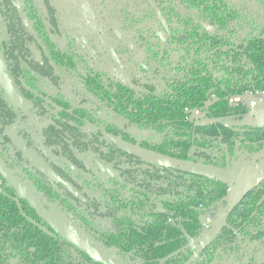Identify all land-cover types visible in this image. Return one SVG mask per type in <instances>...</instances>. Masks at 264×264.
<instances>
[{"label":"trees","instance_id":"1","mask_svg":"<svg viewBox=\"0 0 264 264\" xmlns=\"http://www.w3.org/2000/svg\"><path fill=\"white\" fill-rule=\"evenodd\" d=\"M52 2L51 29L35 22L39 34L45 40L47 33H59L60 24L67 27L62 33L68 43L65 68L73 72L75 60L83 61L85 85L119 119L97 120L81 109L73 113L76 123L69 131L83 155L68 157L66 176L84 203L52 184L36 180L26 185L36 196L48 197L45 208L57 212L76 237L100 251L117 250L122 264H203L193 258L200 246L193 241L210 232L204 219L225 213L227 183L146 162L118 141L179 161L202 158L222 170L263 151L264 140L251 141L253 134L264 135V126L242 124L248 110L230 98L264 91V0ZM100 20L117 25L133 43L132 48L119 43L114 51H133L136 68L149 74L146 81L139 83L132 75L134 86H128L89 66V53L101 59L107 55L95 41ZM10 33L17 42L23 40L21 33ZM185 107L200 108L203 118L186 120ZM85 123L96 124L98 134H83ZM130 128L145 133L138 136ZM241 202L243 212L232 217L237 232L221 227L200 250L203 257L217 255L222 264L231 250L234 257L255 264V248L264 246V174ZM252 241H257L253 247ZM14 257L18 264H98L54 234L10 187L1 186L0 264Z\"/></svg>","mask_w":264,"mask_h":264},{"label":"flooded vegetation","instance_id":"2","mask_svg":"<svg viewBox=\"0 0 264 264\" xmlns=\"http://www.w3.org/2000/svg\"><path fill=\"white\" fill-rule=\"evenodd\" d=\"M51 4H53L52 0H0V69L6 84L20 98L19 103H12L8 99L2 83H0V96L2 95L7 99V102H5L3 101L4 98L0 97V162L13 178L30 192L57 224L69 231L57 212H51L45 208L44 203L49 201L48 197L41 193L36 196L26 184L32 185L36 180L47 185L52 184L55 187L66 190L72 196L77 197L81 203H84L85 198L82 192L66 176L68 168L65 165L68 157L77 156L81 158L83 155V152L75 146V137L69 131V126H73L76 123L74 118H77V116L73 113L75 110L81 109L90 111L97 120L107 119L108 121L116 122L119 118L115 112H112L111 109H108L106 105L99 101L85 85L86 66L83 61L75 60L73 72L65 68L63 61L65 62L67 59L65 54L68 52V43L67 34L64 35L62 33L66 32L65 28L67 27L60 24L58 26L59 33L57 35L47 33V39L45 40L39 34L40 27L35 22L44 23L48 27L47 30L51 29L48 19L49 15H51ZM94 28V30L97 29L96 45L99 44L103 47L107 55L101 59L99 55L95 54L96 56H92L89 53V57L86 58L89 66L103 69L108 75L113 76L115 80L119 79L128 86H134L131 82L133 79L132 75H134V78L139 79V83L146 81L145 75L149 74L140 72L136 68L133 51L120 55L115 53L114 50L118 49L119 43L130 48L133 47V43L123 36L117 25L103 24L102 20H100V23ZM11 31L21 33L23 40L17 42L15 37H11ZM48 42H52L55 45L54 48L60 52V55L53 54ZM75 44L77 45V42ZM77 51L78 53L83 52L81 48ZM61 54L64 55L61 56ZM258 94L264 95V91L232 96L230 102L233 105L239 103L244 105L248 110V115L253 111L255 103L253 101L246 102V100L248 97ZM183 112L186 120L192 122L203 118L200 108L185 107ZM247 115L242 120V124L264 126V122H247L245 119ZM81 121L83 122V120ZM78 124L80 122H77ZM98 131L100 129L93 123H85L81 126V132L88 136L97 135ZM129 132L137 135L141 130L130 128ZM142 132L145 133L144 131ZM103 135L108 138L104 132ZM252 137L254 138L251 141L252 143L264 140V135L261 134H253ZM111 140L117 143V138L113 137ZM118 143L123 144L119 141ZM139 157L141 158V156ZM260 173L262 176L256 178L253 184H247L241 192H244L242 196L240 195L241 193L238 194L233 201L229 198L230 193H233V183L226 181V211L220 219L215 220L207 217L203 220L209 226L210 232L201 239L193 241L194 244L200 245L193 254V258L200 257L203 264H220L217 255H213L211 258L203 257L200 250L207 245L221 227L224 226L225 229L234 230L235 219L232 220L233 216L241 210V200L244 198L248 188L262 180L264 163L261 166ZM1 186H8L15 192L0 174V190ZM15 194L22 199L16 192ZM24 201L30 207L27 201ZM30 209L36 214L31 207ZM243 210L242 208L239 212H243ZM253 215H255V212ZM36 216L39 218L37 214ZM228 217H231V220H227L226 218ZM216 222H221V225L216 231L212 232L213 223ZM234 232H237V230H234ZM72 235L90 246L73 233ZM256 243L257 241H252L250 246L253 247ZM94 249L115 263L122 264L119 259L115 260L107 256L103 250ZM255 249H257L255 252V264H264V246L258 245ZM82 254L85 255L84 253ZM85 256L88 257L87 255ZM225 256L226 261L222 262V264H247L249 262L248 259L234 257L231 250ZM77 260L80 262L78 257ZM18 262L19 258L14 257L10 259L9 264H18ZM94 262L101 264L97 261ZM80 264L82 263L80 262Z\"/></svg>","mask_w":264,"mask_h":264},{"label":"rangeland","instance_id":"3","mask_svg":"<svg viewBox=\"0 0 264 264\" xmlns=\"http://www.w3.org/2000/svg\"><path fill=\"white\" fill-rule=\"evenodd\" d=\"M66 3H69L71 0H65ZM253 101L255 103V107L251 113L247 115L245 118L247 122H264V95L258 94L251 97H248L246 102ZM227 124H232L231 121H227ZM123 148L130 150L132 152L137 153L141 158L149 163L154 165H162V166H171L177 167L180 169H185L189 171H193L200 174H205L207 176L216 177L218 179H222L225 182L231 181L233 183V193H230V200L233 201L235 196L240 194L245 186L253 184L256 178L262 176L260 173L261 166L264 163V151L259 154L252 155L249 161L241 160L226 170L218 169L216 167L207 165L199 160L197 161H179L172 158H167L155 153H151L148 151H143L138 147L130 146L127 144H119ZM202 159V158H201ZM244 193V192H243ZM241 193L240 195L242 196ZM240 196V197H241ZM239 197V198H240ZM229 200V201H230ZM228 201V202H229ZM61 222V221H60ZM212 224V223H211ZM214 228L213 231H216L221 225V222L213 223ZM103 252L113 258L115 260L119 259V255H117V251L113 248L104 249Z\"/></svg>","mask_w":264,"mask_h":264},{"label":"water","instance_id":"4","mask_svg":"<svg viewBox=\"0 0 264 264\" xmlns=\"http://www.w3.org/2000/svg\"><path fill=\"white\" fill-rule=\"evenodd\" d=\"M2 71L0 69V83H2L3 88L8 96V99L16 104L19 103V96L6 84L5 78L2 76ZM144 133L138 132L137 135H143ZM0 174L9 183V185L15 190V192L24 200L27 201L29 206L36 212L39 218L45 223L57 236L67 241L69 244L74 246L78 251L87 255L91 260L97 261L101 264H117L102 253L98 252L94 248L86 245L83 241L75 238L71 232L67 231L57 224L52 216L47 213L39 203L34 199L30 192L20 184L13 176L4 168L3 164L0 162ZM213 264V263H212Z\"/></svg>","mask_w":264,"mask_h":264}]
</instances>
